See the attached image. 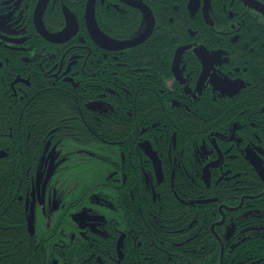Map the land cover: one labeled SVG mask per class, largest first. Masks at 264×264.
I'll return each instance as SVG.
<instances>
[{"label":"trees","instance_id":"obj_1","mask_svg":"<svg viewBox=\"0 0 264 264\" xmlns=\"http://www.w3.org/2000/svg\"><path fill=\"white\" fill-rule=\"evenodd\" d=\"M6 1H9L7 5H10L11 1ZM31 1L33 2L32 5L17 6L15 11L11 13V26L14 28L17 38L26 39L25 43L28 47L33 48L38 45L37 48H42L46 45L41 44L43 38L37 33L32 18L36 0ZM63 1L80 19L82 29L78 35L80 38L79 44L86 43L87 39H91V37L86 30L84 19L80 18L82 17L80 11H83L85 7V0ZM145 1L152 7L156 15L157 22L153 33L129 53L118 54L117 59L113 56L104 57L103 52H99L95 45L96 53L93 55V64L90 65V61L84 64L83 57L75 68L74 73L76 71L77 73L71 74L75 82H78V79L81 80L79 89L71 84L73 82L64 78H62L61 84L55 83L54 77H45L44 73L38 69L30 71L29 74L24 73L22 70L18 72L22 76H30L33 86L29 88L28 99H24L17 106H12L10 110L7 109L5 111L9 112L7 115H0V141L9 140L7 134L12 131V128L15 131L17 140L15 151L12 150L10 156L9 153L6 155L3 153V156L0 157V264H42L46 259L45 250L36 244L35 230L33 232L30 230L28 216L26 217L21 205L12 204L13 194L17 193V195L22 194V196H25L24 189L30 183L31 177L36 176L38 173L40 163L36 157V152L37 149L40 150L39 144L44 133L46 135L51 129L58 127L66 132L62 134L55 132L53 136L50 134L55 142L97 144L96 147L91 146L97 153H108L110 151L109 147H114L120 152V150H124V146L128 145L124 144L125 141L131 139L132 136L135 138L136 134H133V127L135 129L151 127L156 120L160 121V125L154 129L147 128L144 137L145 140L151 142L153 148L158 149L160 152L158 154L162 166L161 177L164 175L165 181L156 185V188L157 193L161 192V195L154 199L148 183L143 179L140 183L143 186L140 190L142 199L138 201L135 208L129 206L126 208L127 215L125 214L126 209L122 210L123 205H121L115 216L117 217L118 228L131 227L138 230L143 227L145 236L148 235L155 238V240L157 239L158 248L150 243L145 247L147 253L143 254L140 248L127 244L128 253L122 259V264H158L163 262L176 264L180 262V259H175L176 256L168 250H171L170 246H173V251H180L179 249L182 247H177L174 242L184 241L189 237V232H183L181 229H185L194 220L192 205L185 202L188 201L190 196L188 194L191 191L190 180L204 185L202 179L203 168L191 162L194 161L196 154H200L202 151L209 157L208 160L211 158L214 160L219 151L209 147L214 146L211 143L212 134L223 132L224 129H231L233 118L247 119L250 112L256 111L264 105V24H260L259 21L254 22L252 19L249 20L243 15L246 22L243 28H240V39L237 41L234 40L237 33L236 28L229 27L228 32L218 33L208 25L205 26L203 19L200 17L202 15H196L197 12H191L190 14L188 9L189 0ZM229 1L227 0V2ZM60 3L61 0L50 1L44 13L46 25L60 26L64 23ZM234 5L238 8L243 6L241 2L238 4L235 2ZM219 8L224 10L222 4ZM225 12L223 11L221 15L228 17V12ZM251 13L254 14L250 11ZM196 17L199 18L196 19ZM97 20L100 27L105 31L123 37L136 34L141 25L144 30L146 25L141 12L129 7L120 9L99 5ZM203 26H205V31ZM192 30L198 31L197 34L193 35ZM200 33L204 36L197 39L196 37ZM229 40L236 43H230ZM191 41L203 43L211 51L220 50L228 53V57L232 60L231 64L228 59L221 61L217 65L216 71L232 83L237 81L246 83L238 95L226 100L231 95L218 94L217 87L213 88L212 85L207 84L200 93V98L190 101L191 105L189 106L185 104L189 103L185 98L186 95H190L187 87L180 84L179 80L175 81L174 88L167 85L166 80L172 77L171 65L177 48ZM223 41L229 43L224 45ZM51 45L52 43H47V49H45L50 59L58 54L57 49L59 48ZM70 45H73V43L61 45V47L67 49ZM79 48L81 47L79 46ZM55 49L56 53L54 54ZM74 50L75 53L78 52L84 55L82 49L76 51V48H74ZM29 51L31 53L27 57L16 53V62L19 64L24 59L28 61V64L34 65L35 61L41 59L39 53L34 54L32 50ZM8 55L2 54L1 50V59L7 61ZM15 55L12 56L15 58ZM181 63L183 66L187 64L186 68L182 70V76L186 79V83H195L202 67L197 49L184 52L181 56ZM33 67L36 68L37 66L34 65ZM217 80L223 81L221 77L215 76L212 83H217ZM112 83L117 86L119 93L115 90L114 92H106V87L112 85ZM129 90L132 92L131 94ZM90 93L101 94L105 96V103L108 102L107 111L100 113V116L90 111L88 113L83 106H78L80 96ZM231 94L235 95V93ZM176 100L179 101L178 105L175 104ZM166 102L175 104V107L169 111L167 109L169 104ZM18 127H22V133L18 132ZM30 133H32L31 137H29ZM260 133L264 140L263 124L260 127ZM4 144L2 143L0 149H4L2 147ZM164 145H171L170 150L177 153V157L174 153L173 158H177L178 161H185L186 164L180 163L173 167L169 163L168 150L166 147L164 148ZM143 153L144 170L155 177L152 161L145 150H143ZM99 155L91 156L85 162L80 160L78 163L70 164L65 169V175L77 178L71 183L75 186V198L77 201L82 202V205L89 201L87 200L89 195L95 197L92 198L95 200L93 205L98 204L99 196L105 197L106 190L102 184L105 180L103 178L108 176L109 171L115 169L111 161H103ZM189 160L192 161L189 162ZM259 160L261 159L259 158ZM117 170L118 176L124 172V169L121 168ZM219 170V166L218 168H209L208 174L209 176H217L220 174ZM226 170L229 174H233L238 170L243 176L247 178L253 176L258 184L261 183L258 175L252 172L249 166L242 165L239 168L228 166ZM127 172L130 177H134L137 184V168L131 167V169H127ZM60 174V169L55 167L52 176L57 177ZM172 175H175L176 187L174 186V189L171 187ZM154 179L156 180V178ZM217 183L215 181L214 184ZM222 191H224L223 188L211 186L209 197L221 196ZM135 195L138 197L137 191ZM139 210L143 216L141 222L139 220ZM200 220L202 219L198 217L199 222ZM50 222V230L55 232L59 223L58 217H51ZM70 222L72 221L68 219L64 224L68 225ZM109 225L110 223H107L106 229L110 234L108 236L101 234L91 236L92 244L98 246L107 240H111V242L117 240V232ZM45 229L47 228L45 227ZM203 234V237L207 238L208 241L216 240L209 225L203 230ZM203 237L200 236L198 239L201 240ZM165 238L170 239L173 244L169 245L168 242L166 244ZM54 239L56 240L57 237H54ZM130 239L134 240L133 237H130ZM50 247L49 250L54 253L58 251V248H55L52 244ZM77 248L72 247L67 254L69 257L64 256V264L89 263V252H93L94 247L86 244L79 247V252H77ZM101 250L103 248L95 247V256L99 257ZM111 250V254H116L115 246H111ZM187 250L192 249L187 247ZM203 252H205L204 248L192 254L189 258L192 261L190 262L192 264L219 263L218 254L215 253V256H213L214 253H210L208 250L207 253L205 252L207 256H203ZM147 255H152L154 258L149 257L147 259L145 258ZM102 256L112 258L108 252H105ZM49 262L50 264H56L61 263V260L60 258H50ZM112 264L118 263L112 262Z\"/></svg>","mask_w":264,"mask_h":264},{"label":"flooded vegetation","instance_id":"obj_2","mask_svg":"<svg viewBox=\"0 0 264 264\" xmlns=\"http://www.w3.org/2000/svg\"><path fill=\"white\" fill-rule=\"evenodd\" d=\"M10 1V5H7L9 1L0 0V52L2 50V54H9L7 61L0 58L1 116L5 114L7 115L9 113L5 112L7 111V109L10 110L12 106H17L24 99H28L29 88L32 87L33 84L30 80V76L26 77L22 76L21 73H18L20 70H22L24 73L29 74L30 71L38 69L44 73L45 77H54L55 83L61 84L62 78H64L65 80H70L71 82H73L71 84L79 89L81 85V83L79 82H81V80L78 79V82H75L72 75L77 73H74V71L76 66H78L81 58L84 57V64H86L88 61H90V65L93 64V55L94 53H96L95 45L97 46V50L99 52H103L104 57L113 56L115 59H117L118 54L129 53L135 47L133 46L120 49L102 47L98 42L96 43L92 39L93 37L89 32L88 34L92 40L88 38L86 43L79 44L80 38L78 35L81 33L82 29L80 25V19L68 5L67 6L73 12L72 14H74L76 17L77 23H79L78 33L68 30L62 35L64 41H49L40 34L36 26V7L38 6V3L44 1L42 19L43 23L45 24L44 12L50 1L52 0H36L32 18L37 33L43 38L41 44L47 46V43H52L51 46L55 48L56 46L59 47L57 49L58 54L54 55L55 57L50 59L48 58V52L45 50L47 49L46 46H44L45 48H37L36 46L38 45H35L33 48L28 47L25 43L26 39L17 38L16 34L14 33V28L11 26V13L15 11L17 6H30L33 4V2L31 0ZM89 1L90 0H85V7L83 11H80L82 13V17L80 18L84 19L85 25L87 21L86 7ZM143 1L145 3L147 2L145 0ZM258 1L264 4V0ZM94 2L96 18L97 8L99 5H105L107 8L120 9L129 7L134 10L140 11L143 15L140 9L126 3L125 0H94ZM235 2L237 4L241 2L243 6H239L238 8V6L236 7L234 5ZM60 4V9L62 10V14L65 20L64 23L60 26H56L54 24L45 25L51 36L55 39L59 37L60 31L65 30L68 25L67 16L65 14L66 4L63 0H61ZM189 4L190 0L188 1V9L190 11V14L191 12H197L196 15H202L200 17L203 19L205 26L208 25L216 32L224 33L228 32V29L230 28H236L237 33L234 36V40L237 41H239L240 39V28H243V25L246 22V20L243 18V15L246 16L249 20L252 19L254 22L259 21L260 24H264V14L260 12L261 10L249 6L247 0H230L229 2H227V0H225L224 2L223 0H211V5L209 8L210 18L212 15L211 24L207 21L204 14V0H202L199 4V7L196 8L191 9ZM220 4L224 6V10H221L219 8ZM223 11L228 12L229 18L223 17L221 15ZM250 11H252L254 14H250ZM198 18L199 17H196V19ZM205 26H203L204 31ZM86 30L88 31L87 27ZM102 30L112 38L124 40L136 36L138 33H140L141 30H143V27L141 28V30L137 31L136 34L131 35L130 37H123L107 32L104 29ZM197 32L198 31L196 30H192L191 33L193 35H196ZM203 36L204 35L200 33L196 38L198 39L199 37ZM68 43H73V45L68 46L67 49H62L61 45H65ZM222 43L226 45L229 42L223 41ZM230 43L236 42L231 41ZM188 44H193L194 47H189L183 52L193 51L194 49H197L198 51V46L204 45L203 43H199L197 41H191ZM79 46L81 48H79ZM74 48H76V51L82 49L84 51V55L78 52L75 53ZM29 50H32L34 54L39 53L41 55V59L34 62V65L37 66L36 68L33 67L34 65L28 64V61L24 59H22L19 64L16 62V53H20L24 57H27L31 53ZM53 53H56V49ZM198 54L200 55L199 51ZM217 54L219 55L218 63L228 59V62H230L231 64L232 60L230 59V57H228V53L226 51H215L212 54V57L215 59ZM12 55H15V58ZM174 59L171 65L172 77L166 80V82L169 87L174 88L175 81L179 80L181 82L180 84H183L188 88V93L190 95H186L185 97L189 101V103H185L186 105L190 106V101L200 98L199 95L207 84L212 85L213 88L217 87L218 94H221L223 96H228V94L231 95L228 96L226 100L228 98L232 99L234 98V96L238 95L242 90V87L246 84L240 83L237 80H234L237 81L236 83H232L228 79H225V81L223 82H221V80H217V83H212L215 76H219L222 79L226 78L217 73V71L215 70V68L217 69L216 64L208 80L199 91L198 82L203 73L202 58V67L199 70L195 83H186V79L182 75L181 78L178 79L173 68ZM180 65L182 70L187 66V64H185L184 66L182 65L181 59ZM225 87L228 88V93L225 90ZM106 88V92H114L115 90L117 93H119L117 91V86L113 85V83ZM129 93L131 94L132 92L129 90ZM231 93H235V95ZM166 103L169 104L167 109H169L170 111L173 107H175V104H179V101L176 100L175 104H170L169 102ZM80 105L83 106L88 111V113L89 111L91 113H97V116L100 113H105L108 109V102L107 104L105 103V96L101 94L97 95L90 93L80 96L78 106L80 107ZM262 124L264 125L263 105L260 107V109L250 112L247 119H240L238 117L233 118L232 124L230 126V128L232 127L231 129H224L223 132H216V134L214 132L212 134L214 137L212 138L211 143L214 146L209 147L219 151L214 160L212 158L208 160L209 157L206 156L204 151L200 152V154L197 153L194 161L189 160V162L192 161V164L203 168L202 179L204 180V185L203 183L200 185L196 181L190 180L189 184L191 191L188 192L190 196L188 201L185 202L192 205L194 211L192 212L194 214V220L192 223H189V225L185 227V229H181V231L183 232H189V237L184 241L174 242L177 247H182L181 249H179L180 251H173V246H170L171 250H168L171 254L176 256L175 259H180V262H177L176 264H192V261L189 259L190 256L197 251H201L203 248L206 253L208 250L210 251V253L213 252V256H215V253L218 254V264H264V175L260 174L255 165V162H257L258 160L260 162L258 163L264 171V140L260 133V127L262 126ZM158 125H160V122L156 120V122H154L151 127H141L137 129L133 127V134H136L135 138L132 136L131 139L125 141L126 143L124 144L128 145L124 146V150H120V152H118L114 147H109L110 151H108V153H97L91 147H96V141L94 142L95 145L83 143L68 144L63 140V143L55 142L51 137L53 136V133L56 132L62 134L66 132L65 130H62L58 127L51 129L46 135L45 133L44 135H42L41 142L39 144L40 150L38 151L37 149L36 152V157L38 158V161L40 163L38 173L36 174V176L31 177L30 183L24 189L25 196H22V194L17 195V193H14L12 199L13 205H21L26 217L28 216V219L31 214H33L35 217V241L37 246L42 247L45 250L44 252L46 259L42 264H50V258H60L61 263L56 264H64V256L66 255V257H69L67 256V254L72 249V247H78L77 252H79V247L86 244L94 247L93 252L95 251V247H101V249L103 248L99 257L95 256V252L94 254L91 251L89 252L90 257L88 264H112V262L122 264V259L125 257V254L128 253L127 244L134 245L135 247L140 248L143 254L147 253L145 247L150 243L158 248V242L156 241L157 239L155 240V238H152V236H145V229L143 227L138 230H135L131 227L118 228V222L116 221L117 217L115 216V213L119 211L121 205H123L122 210H125L128 206L131 208H135L138 201L142 199L140 190L143 188V186L140 183L143 179L146 180V183H148L154 199H157L158 195H161V192L159 194L157 193L156 188V185L165 181L164 175L161 177L162 166L161 161L159 160L160 156L158 154L160 152L158 149L153 148L151 142L149 140H145L144 137L147 128L154 129L157 128ZM18 132H23L22 127H18ZM7 135L9 136V140L4 139V142L0 141V147L2 143H5L4 146H2L4 149H0V157L3 156V153L4 155L9 153L8 155L10 156V152L12 150L15 151V142L17 140L13 128L12 131ZM31 136L32 133H30L29 137ZM165 147L168 150L169 163L172 166L180 163L186 164L185 161L178 162L177 158H173L175 152L173 153L170 150L171 145H164V148ZM143 150L147 152L150 160L152 161V165L155 170V177L154 175L149 174L144 170ZM97 154H100L99 157L103 161H111L115 169L109 171L108 176L103 178V180H105L104 182H102L106 190L105 197L99 196V200H97L99 201L98 204L93 205V202L95 200L92 198L94 197V195H89L87 198V200L89 201L82 205V202L77 201V199L75 198V186L71 183L74 182L77 178L65 175V169L70 164L78 163L80 160H83L85 162L89 159V157L96 156ZM175 154L177 157V153ZM259 158L262 160V163ZM156 159H158L159 161V166H156L155 164ZM242 165L249 166L252 169V172H255L256 175H258L261 183L258 184L253 176L249 178L243 176L238 170L234 172V174H229L226 170L228 166L239 168ZM218 166L220 167V174L217 176H209L208 169L218 168ZM54 167H58L61 171V174L57 177H53L52 174H48L50 170H54ZM131 167L137 168V184L135 183L134 177H130L127 172V169H131ZM118 168L124 169L123 174L120 176L117 175ZM154 178H156V180ZM171 178V187L172 189H174V185L176 187L175 176L172 175ZM215 181H217L218 183L214 184ZM211 186H218L220 188H223L224 191L221 192V196H214L213 198L209 197V188ZM192 189L194 190L193 192ZM198 189H200V191H198ZM136 191L138 197L135 195ZM149 201H151V199H149ZM210 202L212 203V205ZM140 210L142 209L140 208ZM140 210L139 220L141 222L143 216ZM55 213H57L58 215L59 223L57 224L56 231L53 232L52 230H50V219L54 216ZM127 213L128 211L126 209L125 214L127 215ZM77 215H81L79 216L78 220L76 219ZM198 217L202 219L200 220V222L198 221ZM127 218L129 219V217ZM68 219L72 222L68 223V225L64 224V222L68 221ZM107 223H110L109 227L115 229V231L117 232V240L115 242L107 240L105 243L95 246L94 244H92L91 236L96 234L108 236L110 232H107ZM206 225H209L211 227V232L216 238L215 241H208L207 238L203 237V230L207 228ZM45 227L47 229H45ZM133 231L134 236L132 235ZM135 232H137V234H135ZM170 232L173 233L172 230H170ZM200 236L201 238L203 237V239H198L200 238ZM54 237H57V239L55 240ZM130 237H134V240H131ZM144 239L145 241H141ZM167 242L169 245L173 244L170 239H166L165 243L167 244ZM51 244L55 248H58V251L56 253L49 250L51 248ZM111 246H115L116 254L114 255L110 253L112 251ZM187 247L192 250L188 251ZM105 252H108L113 259L111 257L107 258L105 256H102L103 254H105ZM205 252L202 253L203 256H207ZM149 257L154 258V256L152 255L145 256V258L147 259ZM170 258L172 257L170 256ZM158 259H160V257H158ZM158 264L168 263L163 262ZM169 264H171V262H169Z\"/></svg>","mask_w":264,"mask_h":264},{"label":"water","instance_id":"obj_3","mask_svg":"<svg viewBox=\"0 0 264 264\" xmlns=\"http://www.w3.org/2000/svg\"><path fill=\"white\" fill-rule=\"evenodd\" d=\"M201 1L202 0H190V4H189L190 8L192 9V8L199 7V4L201 3ZM43 2L44 1L39 3L38 6L36 7V9H37L36 26H37L38 31L40 32L41 35H43L49 41L54 40L56 42H62V41H64V38L62 35L66 31L71 30V32H75V33L77 32L78 33L79 23H77V19H76L75 15L72 14L70 8H68L66 6L65 14L67 16V24H68L67 28L63 31H60L59 37L57 39L53 38L51 36L50 32L47 30L45 24L43 23V19H42ZM125 2L142 11L144 19H145L146 24H147L143 34L140 35L139 37H137L133 40H129V41L113 40L112 38L107 36L102 31L101 27L99 26V23H98L97 18H96L95 2H94V0H90L87 7H86V18H87L86 27H87L90 35H92V37H93L92 39L96 43L98 42L101 45L107 46V45L111 44L112 42H114V43L121 45V46H124V47L136 46L141 41H143L149 35V33L152 31L153 27L156 24L155 15H154L152 8L142 0H125ZM210 5H211V0H204V12H205L204 14H205L207 21L211 24V18H210V13H209V8H210L209 6ZM248 5L261 10L260 12H262L264 14V4L259 2L258 0H251L250 4H248ZM196 45H197V43H196ZM189 47L193 48L194 45L193 44L183 45L179 48L178 52L176 53V56L174 59V71L176 72L178 79H180L181 75H182V68L180 65L181 54L185 49H188ZM198 47H199L198 51L201 55L202 62H203V73H202V76L198 82V89L200 91L202 89L203 85L205 84V82L208 80L211 72L215 68V64H217L219 62V55L217 54L216 58L214 59L212 57V52L206 46L199 45ZM225 90L228 93L227 87H225ZM158 162H159L158 159H156L155 160L156 166H159ZM255 165H256L258 171L260 172V174L264 175L263 168L258 163ZM48 174H51V171H49ZM79 216H81V215L76 216L77 220H78ZM28 221H29L30 230L33 232L35 230V217L33 214H31L29 216Z\"/></svg>","mask_w":264,"mask_h":264},{"label":"bare ground","instance_id":"obj_4","mask_svg":"<svg viewBox=\"0 0 264 264\" xmlns=\"http://www.w3.org/2000/svg\"><path fill=\"white\" fill-rule=\"evenodd\" d=\"M143 1V0H142ZM250 1L251 0H247V2L250 4ZM151 7V6H150ZM210 7V6H209ZM153 10V9H152ZM235 10V9H234ZM154 12V11H153ZM144 17V16H143ZM143 26L141 25L140 26V28H139V30H141V28H142ZM155 27H156V25L153 27V29H152V31L149 33V35L143 40V41H141L140 43H142V42H144L151 34H152V32L154 31V29H155ZM146 28V27H145ZM138 30V31H139ZM103 31V30H102ZM104 32V31H103ZM143 32H144V30H141L140 31V33H138L136 36H134L133 38H129V39H124V40H118V39H115V38H112V37H110L107 33H105L107 36H109L110 38H112L113 40H116V41H129V40H133V39H135V38H137V37H139L140 35H142L143 34ZM98 38V37H97ZM230 39V38H229ZM139 43V44H140ZM99 45L100 46H102V47H107V48H111V49H120V48H129V47H133V46H129V47H124V46H121V45H118V44H116V43H114V42H112L111 44H109V45H107V46H105V45H101L100 43H99ZM185 45H187V44H185ZM181 46H183V45H181ZM180 46V47H181ZM180 47H178V50H179V48ZM178 50H177V52H178ZM186 50V49H185ZM229 51V50H228ZM46 62V61H45ZM174 68V67H173ZM58 69H60V68H58ZM197 70V69H196ZM49 71V70H48ZM58 72V71H57ZM77 72V71H76ZM175 72V71H174ZM56 73V72H55ZM176 73V72H175ZM92 84V83H91ZM125 84V83H124ZM99 86V85H98ZM108 87V86H107ZM115 89V88H114ZM100 94V93H99ZM264 106V105H263ZM160 122V121H159ZM173 122V121H172ZM260 125V124H259ZM166 126H168V125H166ZM263 128V127H262ZM143 129V128H142ZM259 130V129H258ZM199 132V131H198ZM247 133V132H246ZM259 133V132H258ZM209 134V133H208ZM229 135V134H228ZM242 136V135H241ZM260 136V135H259ZM262 136V135H261ZM264 136V135H263ZM214 137V136H213ZM250 137V136H249ZM251 139V138H250ZM161 141V140H160ZM173 141V140H172ZM198 141V140H197ZM179 145V144H178ZM14 148V147H13ZM132 148V147H131ZM115 152V151H114ZM138 153V152H137ZM179 158V157H178ZM101 160V159H100ZM179 160H180V158H179ZM94 162V161H93ZM179 162V161H178ZM240 164V163H239ZM174 167V166H173ZM248 169V168H247ZM234 170V169H233ZM53 172V171H52ZM236 172V171H235ZM240 173V172H239ZM234 174V173H233ZM175 176V175H174ZM197 182V181H196ZM175 186V185H174ZM15 200V199H14ZM194 203V202H193ZM16 215V214H15ZM15 224V223H14ZM152 230V229H151ZM151 234V233H150ZM154 236V235H153ZM136 237V236H135ZM126 238V237H125ZM134 238V237H133ZM140 240V239H139ZM152 240V239H151ZM141 241H143V240H141ZM123 246V245H122ZM214 251V250H213ZM217 254V253H216Z\"/></svg>","mask_w":264,"mask_h":264},{"label":"rangeland","instance_id":"obj_5","mask_svg":"<svg viewBox=\"0 0 264 264\" xmlns=\"http://www.w3.org/2000/svg\"><path fill=\"white\" fill-rule=\"evenodd\" d=\"M39 4V3H38ZM46 10V9H45ZM45 13V12H44ZM144 30H145V28H144ZM259 161L257 160V162H255V164H257ZM260 163V162H259ZM258 163V164H259ZM260 165V164H259ZM56 217H58V215L57 214H55L52 218H56Z\"/></svg>","mask_w":264,"mask_h":264}]
</instances>
